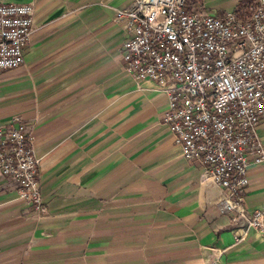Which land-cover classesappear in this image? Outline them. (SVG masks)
I'll list each match as a JSON object with an SVG mask.
<instances>
[{
    "label": "crops",
    "instance_id": "obj_1",
    "mask_svg": "<svg viewBox=\"0 0 264 264\" xmlns=\"http://www.w3.org/2000/svg\"><path fill=\"white\" fill-rule=\"evenodd\" d=\"M134 0H0L33 8L23 64L0 75V126L31 127L47 214L0 180V264H264L253 230L236 241L203 167L182 158L163 118L169 101L123 69L115 10ZM250 0H190L222 16ZM264 147V120L258 128ZM244 207L264 214V164L247 172Z\"/></svg>",
    "mask_w": 264,
    "mask_h": 264
},
{
    "label": "built area",
    "instance_id": "obj_2",
    "mask_svg": "<svg viewBox=\"0 0 264 264\" xmlns=\"http://www.w3.org/2000/svg\"><path fill=\"white\" fill-rule=\"evenodd\" d=\"M190 0H134L115 10L125 34L123 69L168 97L163 123L182 158L203 167V181L223 190L219 202L237 242L253 230L264 243V214L248 213L247 172L264 164L258 128L264 120V0L217 17ZM33 8L0 3V75L23 64ZM31 127L20 117L0 126V180L14 188L39 220L47 214ZM202 264H222L223 249L203 250Z\"/></svg>",
    "mask_w": 264,
    "mask_h": 264
}]
</instances>
